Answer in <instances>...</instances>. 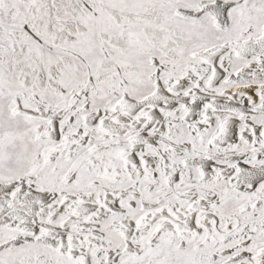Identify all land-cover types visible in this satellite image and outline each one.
<instances>
[{"label":"snow or ice","instance_id":"snow-or-ice-1","mask_svg":"<svg viewBox=\"0 0 264 264\" xmlns=\"http://www.w3.org/2000/svg\"><path fill=\"white\" fill-rule=\"evenodd\" d=\"M0 264H264V0H0Z\"/></svg>","mask_w":264,"mask_h":264}]
</instances>
